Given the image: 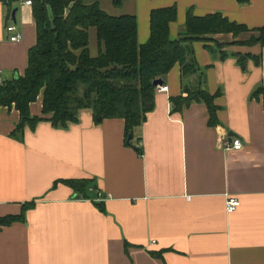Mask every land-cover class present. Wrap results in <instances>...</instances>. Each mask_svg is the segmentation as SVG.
Wrapping results in <instances>:
<instances>
[{"label": "crops", "instance_id": "crops-1", "mask_svg": "<svg viewBox=\"0 0 264 264\" xmlns=\"http://www.w3.org/2000/svg\"><path fill=\"white\" fill-rule=\"evenodd\" d=\"M14 3L16 22L12 7L0 0L5 79L24 75L37 36L32 5ZM173 4L172 39L185 28L189 7L197 15L221 11L248 27L264 26V0H124L122 7L100 0L111 14H136L141 44L150 35L151 9ZM11 23L15 29L6 30ZM13 33L20 38L11 40ZM250 33L219 32L193 43L203 86L218 93L215 125L202 101L173 109L171 98L184 94L183 84L198 81L195 74L182 78L179 63L134 128L132 146L123 117L96 122L91 107L81 108L68 128L41 120L15 136L18 109L0 106V215L20 214L34 201L25 219L1 225L0 264H264V96L252 95L264 85V47L234 42ZM89 42L96 55L95 27ZM237 53L260 55L261 62L250 57L243 69ZM42 107L40 94L31 114L41 116ZM230 132L242 140L238 150L223 144ZM73 178L91 179L89 198L75 197L62 181ZM228 193L240 203L232 212ZM95 201H103L104 210Z\"/></svg>", "mask_w": 264, "mask_h": 264}, {"label": "trees", "instance_id": "trees-1", "mask_svg": "<svg viewBox=\"0 0 264 264\" xmlns=\"http://www.w3.org/2000/svg\"><path fill=\"white\" fill-rule=\"evenodd\" d=\"M10 7L16 0H4ZM32 14L37 36L35 45L28 51V65L24 75L6 79L0 85V106H15L19 122L12 134L22 132L26 124L32 129L41 120H49L54 127L68 128L78 122V111L91 107L96 122L104 118L125 119L126 144L133 145L134 128L146 120V114L155 106L157 78L165 80L170 69L179 63L182 78L195 74L197 83L183 84L184 94L172 97L173 109L181 110L192 101L204 102L210 114L209 123H218L215 97L203 85L204 70L194 54L195 40H214L209 35L232 33L238 36L251 32L241 44L259 43L264 47V26L248 27L245 23L224 15L221 11L197 15L188 8L185 28L179 36L170 37V23L177 18L176 4L152 8L150 35L143 44L138 41L137 16L134 13L111 14L105 11L100 0H32ZM247 3L248 0H238ZM121 4L123 0H114ZM97 29L98 53L90 52V29ZM220 43V42H219ZM216 41V45L219 46ZM206 47L213 50L211 44ZM224 54L223 56H225ZM237 62L246 69L253 57L261 62L260 55L237 53ZM42 94L41 116L32 115L30 103ZM264 96V85L252 95ZM132 137L129 139V135ZM139 152L141 147L136 146ZM82 197L89 198L91 179H63ZM104 210L103 201H95ZM34 201L22 205L20 214L0 215L1 225L23 220Z\"/></svg>", "mask_w": 264, "mask_h": 264}, {"label": "built area", "instance_id": "built-area-1", "mask_svg": "<svg viewBox=\"0 0 264 264\" xmlns=\"http://www.w3.org/2000/svg\"><path fill=\"white\" fill-rule=\"evenodd\" d=\"M23 3L32 5L33 1L32 0H22ZM16 25L14 23L8 24L6 26V30L9 31H13L15 29ZM20 38V34H11L10 39L11 40H18ZM6 81V79L3 77V75H1V71H0V85L4 84ZM168 86L165 85L164 83L157 85V90L161 91V90H167ZM223 144L227 147V148H233L238 150L239 148H241L243 146L242 140L240 137H234L230 140H224ZM99 193V192H98ZM99 195H101V193H99ZM225 204H226V209L228 212H232L234 210L237 209V207L239 206V199L237 196L235 195H231V194H227L226 195V200H225Z\"/></svg>", "mask_w": 264, "mask_h": 264}, {"label": "water", "instance_id": "water-1", "mask_svg": "<svg viewBox=\"0 0 264 264\" xmlns=\"http://www.w3.org/2000/svg\"><path fill=\"white\" fill-rule=\"evenodd\" d=\"M18 9H19L18 4L14 3L13 6H12V10H11V15H12V18H13L14 22L17 21L16 12L18 11ZM16 76H18V75L16 74ZM153 83H154V85H160V84L164 83V80L160 77V78L154 79ZM230 135H231L230 139H232V135H235V134L233 132H230ZM131 137H132V134L129 135V139ZM79 196H80L79 193L75 194V197H79Z\"/></svg>", "mask_w": 264, "mask_h": 264}, {"label": "rangeland", "instance_id": "rangeland-1", "mask_svg": "<svg viewBox=\"0 0 264 264\" xmlns=\"http://www.w3.org/2000/svg\"><path fill=\"white\" fill-rule=\"evenodd\" d=\"M123 3H124V0H123V2L121 3V4H116L115 2H114V0H113V4L115 5V7H122V5H123ZM105 7V6H104ZM106 9V8H105ZM111 13V12H110ZM132 141H134V138L132 139Z\"/></svg>", "mask_w": 264, "mask_h": 264}]
</instances>
